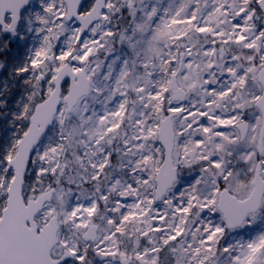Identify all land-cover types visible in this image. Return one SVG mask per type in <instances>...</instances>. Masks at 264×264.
<instances>
[{
    "label": "snow or ice",
    "instance_id": "snow-or-ice-1",
    "mask_svg": "<svg viewBox=\"0 0 264 264\" xmlns=\"http://www.w3.org/2000/svg\"><path fill=\"white\" fill-rule=\"evenodd\" d=\"M0 264H264V0H0Z\"/></svg>",
    "mask_w": 264,
    "mask_h": 264
},
{
    "label": "rangeland",
    "instance_id": "rangeland-1",
    "mask_svg": "<svg viewBox=\"0 0 264 264\" xmlns=\"http://www.w3.org/2000/svg\"><path fill=\"white\" fill-rule=\"evenodd\" d=\"M20 51V49L18 47H14L10 53L11 56H16L17 53Z\"/></svg>",
    "mask_w": 264,
    "mask_h": 264
},
{
    "label": "flooded vegetation",
    "instance_id": "flooded-vegetation-1",
    "mask_svg": "<svg viewBox=\"0 0 264 264\" xmlns=\"http://www.w3.org/2000/svg\"><path fill=\"white\" fill-rule=\"evenodd\" d=\"M15 47V44H13L12 49Z\"/></svg>",
    "mask_w": 264,
    "mask_h": 264
}]
</instances>
